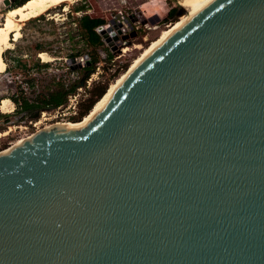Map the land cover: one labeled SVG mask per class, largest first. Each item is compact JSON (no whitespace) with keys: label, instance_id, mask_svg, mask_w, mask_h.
Segmentation results:
<instances>
[{"label":"water","instance_id":"95a60500","mask_svg":"<svg viewBox=\"0 0 264 264\" xmlns=\"http://www.w3.org/2000/svg\"><path fill=\"white\" fill-rule=\"evenodd\" d=\"M106 85L0 151V264H264V0H199Z\"/></svg>","mask_w":264,"mask_h":264},{"label":"rangeland","instance_id":"374dc122","mask_svg":"<svg viewBox=\"0 0 264 264\" xmlns=\"http://www.w3.org/2000/svg\"><path fill=\"white\" fill-rule=\"evenodd\" d=\"M3 1L0 0V24L5 10L9 8ZM187 2L188 0H77L67 3L66 10L63 5H58L21 22V35L17 40H11L12 46L4 51L8 68L0 73V97L15 96L21 91L31 97L35 91L53 87L52 79L56 81L57 78L69 83L84 77L87 85L98 67L103 68L98 81L107 84L130 65L163 28L185 13ZM173 8H177L176 17L171 22H163L168 11ZM56 13L58 16H53ZM114 13L123 15L120 23L126 24L127 31L121 36L116 34L118 36L115 40L114 35L111 36L107 43L114 49L113 59L100 61L95 65L93 72L85 73L80 57L91 53L90 51L94 52L95 48L87 44L83 34L93 41L102 39L98 27L107 22ZM179 13L181 15L178 16ZM132 33L135 35L131 36ZM37 45L46 49L49 60H42L38 56L40 51L37 50ZM98 51L104 53L105 47L100 46ZM72 53L77 55L75 60V56L70 57ZM16 59L25 62L26 67L19 66ZM36 59L48 62L49 66L36 68ZM30 77L37 79V85L31 89L25 84L26 79ZM85 87H78L75 94L83 92ZM12 104L13 109L10 112L0 110V133L7 131V134L0 136V151L37 130L72 119V109L68 104L50 111L43 110L36 117L28 115L23 118L19 117L21 114L14 112L15 105L13 102Z\"/></svg>","mask_w":264,"mask_h":264},{"label":"trees","instance_id":"16d2710c","mask_svg":"<svg viewBox=\"0 0 264 264\" xmlns=\"http://www.w3.org/2000/svg\"><path fill=\"white\" fill-rule=\"evenodd\" d=\"M25 1L26 0H11L9 7L20 5L24 3ZM176 11H177V8H173L169 10L166 18L163 19V22L165 23L171 22V20L176 17ZM102 23L103 21L100 24ZM83 36L86 37L87 44L95 48L94 52L90 51L91 53H85L89 57L88 64L82 67L85 73H88L89 71L93 72L95 69V65L98 62L100 61L106 62V61H111L113 59L114 53L104 44V42L101 39H98L97 41H93L89 36L85 34H83ZM100 46L105 47L104 53L106 56L104 58L100 57V54L98 51V48ZM37 50L46 51V49H43L41 45H37ZM74 56L76 57L77 55H74L73 53L70 54V57L73 58ZM2 57L5 63L7 64L4 52L2 53ZM16 60H17L16 63L19 66L23 68L26 67L25 62H20V59H16ZM34 66H36V68L38 69H42V68H47L49 66V63L40 62L38 59H36ZM7 68L8 66L6 67V69ZM85 80L86 78L82 77V78H79L77 80L67 83L60 78H57L56 81L52 79L53 84H54L53 87L35 91L31 94V97L26 95V93L23 94V92L21 91L20 94L15 95V96L11 95L7 98H9L14 103L15 105L14 112L21 114L19 117L23 118L35 112H38L39 114L43 110L50 111L58 107L65 106L67 104L68 97L70 95L75 94L78 87H85L86 85ZM25 84L27 85L28 88L31 89L35 85H37V79L34 77H30L26 79ZM106 89H107V85L105 83H102V81H98L94 83L90 89H87L86 97L78 103V109L76 111V114L71 116L73 121H78L85 114H87L90 111V109L93 107L95 102L105 93ZM2 98L4 97H0V100Z\"/></svg>","mask_w":264,"mask_h":264},{"label":"bare ground","instance_id":"6f19581e","mask_svg":"<svg viewBox=\"0 0 264 264\" xmlns=\"http://www.w3.org/2000/svg\"><path fill=\"white\" fill-rule=\"evenodd\" d=\"M74 1L77 0H26L24 3L20 5L7 8L5 10L2 23L0 24V73L5 71L6 69V63L2 57V53L6 49L12 46L11 40H17L21 35L20 32L21 22L29 20L32 17H36L41 13L47 12L49 9L56 7L58 5H63V9L66 10L67 3H71ZM198 1L199 0H188L187 4H185L186 7H184V9H186L185 13L182 14L174 22L168 24L167 27L163 28L159 33V35L154 40H152L147 46H145L144 49H142L140 53L132 60V62L136 58H138L141 54H143L146 50H148L151 46H153L156 42H158L162 37H164L174 27H176L189 14V12L193 9V7ZM53 16H58V14L56 13ZM38 56L45 61L50 59L49 55L45 51H40L38 53ZM12 109H13V104L9 98L4 97L0 100L1 111L10 112ZM69 122H56L55 124L46 126V128L37 130L31 133L30 135H33L35 133L53 127H58L60 125H66ZM5 134H7V131L0 133V136H4ZM26 137L15 141L10 147L17 145L18 143L23 141Z\"/></svg>","mask_w":264,"mask_h":264},{"label":"built area","instance_id":"2783aa9c","mask_svg":"<svg viewBox=\"0 0 264 264\" xmlns=\"http://www.w3.org/2000/svg\"><path fill=\"white\" fill-rule=\"evenodd\" d=\"M120 18H123V15L121 13H114L113 16L110 17V19L105 22L102 26V29L105 31V37H103V35L101 34L102 36V41L104 42V44L114 53V49H111L110 46L107 44L110 40H111V36L114 35L113 39L115 40L117 38L118 35L116 34H119L121 36V34H125L126 31H127V27H126V24L125 23H120ZM100 32V31H99ZM109 37V38H108ZM123 38V37H121ZM105 39H109V41H106ZM144 40H146V37H144ZM101 52V51H100ZM100 56L102 58H104L106 55L105 53H100ZM76 57H74V60H75ZM81 58V61H82V66H85L86 64H88V61H89V57L87 54H83Z\"/></svg>","mask_w":264,"mask_h":264}]
</instances>
